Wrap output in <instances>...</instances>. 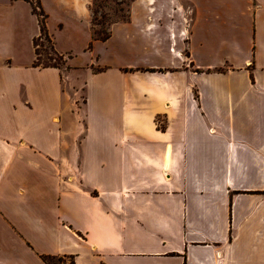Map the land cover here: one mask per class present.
I'll use <instances>...</instances> for the list:
<instances>
[{
  "label": "crops",
  "instance_id": "obj_1",
  "mask_svg": "<svg viewBox=\"0 0 264 264\" xmlns=\"http://www.w3.org/2000/svg\"><path fill=\"white\" fill-rule=\"evenodd\" d=\"M19 1L0 0V264H264V0H132L105 40L90 0H39L79 24L77 48L47 26L64 69L33 64L26 1L21 46Z\"/></svg>",
  "mask_w": 264,
  "mask_h": 264
},
{
  "label": "rangeland",
  "instance_id": "obj_2",
  "mask_svg": "<svg viewBox=\"0 0 264 264\" xmlns=\"http://www.w3.org/2000/svg\"><path fill=\"white\" fill-rule=\"evenodd\" d=\"M32 3H35L36 0H30ZM43 4L45 3L49 7H51L52 0H43L41 1ZM43 6V5H42ZM14 11L16 12V16L18 17L16 21L17 27V35H21V43L23 47H25V31L29 30V28L34 24L33 15L30 14L29 4L24 1H19L13 7ZM131 8V1L130 0H90L89 7H88V28L92 36L93 30H96L99 36L106 34L109 26L114 21H122L125 19L127 15H129V11ZM56 20H60L63 24L62 28L58 29L56 27ZM55 24V33H57L56 38L59 41H62L64 45L69 44L72 47L77 48L80 37L76 33L77 27L79 24L76 23V20L72 18L70 15L66 14H58L53 13L46 18V26ZM98 24V25H97ZM87 31V30H86ZM85 31V33H87ZM43 45H38V49L42 54L39 56L38 62L40 63H47V62H54V60H49L50 56H54L51 51L49 50V44L45 41H39L38 43H42ZM44 48L49 51V54L43 53ZM23 52V51H21ZM80 52V51H78ZM33 61H36L35 58ZM66 66L65 61L60 68L64 69ZM50 264H70L68 258H61V259H51Z\"/></svg>",
  "mask_w": 264,
  "mask_h": 264
},
{
  "label": "trees",
  "instance_id": "obj_3",
  "mask_svg": "<svg viewBox=\"0 0 264 264\" xmlns=\"http://www.w3.org/2000/svg\"><path fill=\"white\" fill-rule=\"evenodd\" d=\"M26 2H28L30 4V7H31V13H33L36 18H37V23H38V26H39V33L36 37L33 38L32 40V44H33V48H34V53H35V60L33 62L34 65H41V66H55V67H59L62 66L64 64V58L58 54L54 47H53V41L51 39V36L48 32V29H47V26H46V18H47V15L46 13L43 11L42 7H41V4H40V1L39 0H36L35 3H32L30 0H24ZM132 1V0H130ZM129 15L126 16L125 19H122V21H126L128 19ZM98 25V24H97ZM99 33L96 31V30H93V35L92 36L94 39H99V40H105L106 38H108L109 36V29L107 31L106 34H103L101 36L98 35ZM39 41H45L47 44H49V50L51 51V53L54 55V56H50L48 59L49 60H54V62H47V63H39L38 60H39V56L42 54V52H40V50L38 49V45L42 46L43 45V42L42 43H38ZM43 53L45 54H49V51H47L46 48H44L43 50ZM45 262L47 264H50V260L51 259H55V258H51V257H45ZM57 259H60V258H57ZM72 264V262H71Z\"/></svg>",
  "mask_w": 264,
  "mask_h": 264
}]
</instances>
